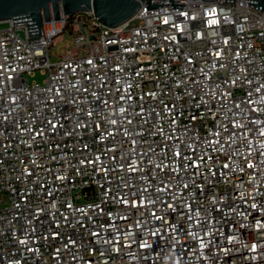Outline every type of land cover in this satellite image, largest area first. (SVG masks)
Here are the masks:
<instances>
[{"label": "built area", "instance_id": "1", "mask_svg": "<svg viewBox=\"0 0 264 264\" xmlns=\"http://www.w3.org/2000/svg\"><path fill=\"white\" fill-rule=\"evenodd\" d=\"M174 3L0 29V264H264V11Z\"/></svg>", "mask_w": 264, "mask_h": 264}, {"label": "water", "instance_id": "2", "mask_svg": "<svg viewBox=\"0 0 264 264\" xmlns=\"http://www.w3.org/2000/svg\"><path fill=\"white\" fill-rule=\"evenodd\" d=\"M173 9L181 10L184 3L174 0H0V24L14 21V26L27 25L30 39L44 36V23L52 19L59 21L61 16L74 17L91 13L109 29H117L132 20L142 5L148 10L169 4ZM209 1V0H203ZM235 3V0H226ZM249 6L264 11V0H247Z\"/></svg>", "mask_w": 264, "mask_h": 264}, {"label": "rangeland", "instance_id": "3", "mask_svg": "<svg viewBox=\"0 0 264 264\" xmlns=\"http://www.w3.org/2000/svg\"><path fill=\"white\" fill-rule=\"evenodd\" d=\"M7 27V23H1L0 29H4ZM22 37H24V32L20 33ZM74 38L73 35L67 31L66 34H61L54 39L55 46L51 48V60L52 62L60 61L63 55L66 53L68 48L73 46ZM45 80V76L41 74L40 71H37L34 77L30 78V81H36L41 84Z\"/></svg>", "mask_w": 264, "mask_h": 264}]
</instances>
